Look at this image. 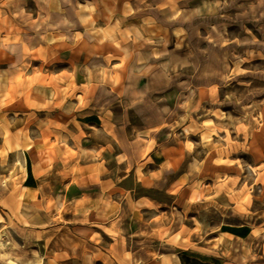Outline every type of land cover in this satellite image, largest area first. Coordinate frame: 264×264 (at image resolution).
Returning <instances> with one entry per match:
<instances>
[{"label": "rangeland", "instance_id": "obj_1", "mask_svg": "<svg viewBox=\"0 0 264 264\" xmlns=\"http://www.w3.org/2000/svg\"><path fill=\"white\" fill-rule=\"evenodd\" d=\"M130 2L135 8L136 0ZM245 2L249 0H241ZM204 3L205 0H191L188 9L182 3L177 6L195 12ZM18 6L34 16V0H18ZM117 9L119 15L113 17V23L123 14V0H118ZM237 17L236 11L220 10L207 17L210 26H204L205 17H194L199 45L216 53L218 60L213 62L212 69L220 76L195 84L189 110L176 108V97L183 103L189 93L184 90L181 94V89L175 88L168 97L174 115L155 123L134 118L135 132L123 124L126 106L121 101L109 105L104 112V104L96 102L98 89L85 97L82 87L86 81L79 69L89 59L111 68L110 79L116 83L110 90L119 97L128 87L129 73H133V80L137 78V54L143 57L155 50L181 59L187 55L192 37L178 38L175 32L179 24L154 26L148 29L152 33L148 35L141 30L145 17L137 14L123 20L121 31L141 30L144 37L121 43L131 53L128 60L114 46L98 41L81 42L75 47L59 43L49 47L42 43L38 47L46 49L43 55L33 52L25 57L29 68L19 79L37 80L32 88L49 97L55 94L53 104L57 106L29 108V101H44L35 92L19 99L9 93L11 102L0 116L10 120L14 113H19L25 123L8 128L7 133L0 129V149L8 147L4 136H14L20 127L30 133L29 139L36 140L33 133L41 139L23 153L22 180L16 168V151L9 152L6 161H0V176L12 177L11 188L23 196L19 201L21 212L22 205L29 202L28 193L34 194V201L47 198L49 204L62 202V210L52 209L59 221L49 226L39 241L27 246L29 258L32 251H38L44 264H264V19L241 21ZM97 24L106 26L103 20ZM149 39L154 43L144 42ZM108 57H114L111 63ZM168 58L163 57L158 63ZM14 62L15 57L0 51V66ZM237 67L243 71L237 72ZM223 77L229 78L227 82ZM138 79L139 86L144 87L147 79ZM213 84L215 94L211 91ZM81 99L87 103L69 115L66 109L79 104ZM252 106L258 107L253 110ZM108 114L111 123L117 129L124 128L127 134L121 143L105 141L93 131L103 132ZM185 116L190 119H183ZM233 121H240L245 132L238 133L231 126ZM49 122L66 126L67 130L55 128L49 134L44 127ZM61 138H66L67 143V148L60 147L65 159L69 150L72 153L67 166L57 158ZM120 139L118 134L117 140ZM137 139L141 142L139 147ZM12 143L10 139L9 144ZM188 143L195 145L191 153L186 148ZM81 150L100 152V158L80 155ZM120 155H128L133 160L131 166L129 161L117 164L116 157ZM42 158L52 159V170L47 177L41 175L37 179L35 165ZM217 160L222 162L215 163ZM237 160L240 165L226 163ZM27 162L34 180L32 186L25 185ZM196 162L202 167L193 175L190 165ZM165 164L172 167L162 169ZM14 181L19 182L18 188ZM0 215L7 220L10 209L0 205ZM46 215L41 210L40 216ZM43 222L47 223V219ZM225 226L248 227L249 233L240 237L225 231ZM165 230L167 236L161 242ZM13 238L25 244V237L20 234L14 232ZM124 253H129L132 260H126Z\"/></svg>", "mask_w": 264, "mask_h": 264}, {"label": "clouds", "instance_id": "obj_2", "mask_svg": "<svg viewBox=\"0 0 264 264\" xmlns=\"http://www.w3.org/2000/svg\"><path fill=\"white\" fill-rule=\"evenodd\" d=\"M34 3L36 9L33 16L18 6V0H0V51L15 57L14 63H10L6 67L0 66V113L11 102L9 93L14 94L19 99L20 97L28 96L30 92H35L44 101V103L29 101V108L57 106L53 104L55 94L49 97L38 89L32 88V85L38 82L37 80L19 79L20 76L27 73L29 68V65L24 63L25 57H30L33 52H39L42 55L45 53V48L38 47L42 43L49 47L58 43L75 47L81 42L92 43L98 41L101 45L107 43L114 46L128 60L131 59V53L127 47H121V43H126L136 37L144 40V37L140 35L141 30L151 35L152 33L148 29L154 26L172 27L179 24L180 26L176 28V36L178 38L189 35L192 37L191 49L183 59L172 56L167 52H156L155 50L143 57L137 54L135 62L140 65L135 70L137 78L133 80V73H129L130 82L128 87L119 97L114 96L110 90L116 83L115 80L110 79L111 68H103L89 59L79 69L86 81V84L82 87L85 97L88 96L90 91L98 89L96 102L98 105L104 104L102 109L104 112L107 111L109 105L121 101L126 106L123 124L125 127H132L133 132H135V126L132 124L134 118L139 119L143 123H155L174 115V111L169 106L168 97L175 88H180L181 94L184 90L189 93L187 97L183 98V103L179 102L180 97H176V108L189 110L191 101L195 96V84L210 82L211 77L220 76V73L212 69L213 62L218 60L216 53L212 48H201L199 45L200 34L197 31L198 25L194 21V17H205L204 26H210L207 17L215 16L220 10L225 12L228 10L236 11L238 13L237 18L241 21L253 19L259 21L264 19V0H249V2L245 3H241V0H205L203 8H197L195 12L183 11L177 6L182 3L183 8L188 9L191 5V0H165V2H161V0H136L135 8H133L130 0H123V14L120 20L115 23H113V17L119 15L117 9L118 0H85L84 3H81L80 0H34ZM137 14L145 17L142 29H133L132 32L128 30L121 31V22L128 17L137 16ZM99 20H103L106 26H98L97 21ZM186 28L187 31L185 30ZM6 32L7 35H4ZM144 42L147 44L154 43L150 39ZM211 42L217 43V41ZM177 47L179 48L180 45L178 44ZM163 57L169 58L164 63H158ZM107 59L111 63L114 57H108ZM149 61L154 62L149 63ZM236 71L241 72L243 70L237 67ZM139 77L147 79V83L142 88L139 86ZM228 79V77H223L224 82H227ZM61 91H64L66 95L70 94L66 90ZM211 91L215 94V84L212 85ZM86 103V99H81L79 104L71 105L66 111L70 115L73 111L84 107ZM252 107L254 110L258 106ZM183 119H190V116H185ZM247 119L248 117H245V120ZM118 122L120 121L118 120ZM24 123L25 121L20 117L19 113H14L10 120L0 116V129L5 133H7L8 128L23 125ZM193 124L195 125V122ZM238 124L240 126L237 128L236 125ZM231 126L238 133L245 132L240 121H233ZM44 127L49 129V134H52L51 129L55 128L67 130L66 126L56 125L52 122L44 125ZM93 131L97 137L105 141L114 140L117 143H121L127 138L124 128L117 129L111 123V114H108L103 132L98 129H93ZM118 134L121 137L120 140H117ZM31 135H36L35 141L29 139L30 133L20 127L14 136L11 133L4 136L5 144L8 147L0 149V161H6L9 152H17L16 168L19 169L21 180L24 178L23 153L32 144L39 143L41 139L40 135L35 133ZM10 139L14 143L9 144ZM245 140H247V135H245ZM135 143L139 147L141 142L137 139ZM229 144H231V141H229ZM61 146L67 148L66 138H61L58 142L57 158L63 160L67 166L68 160L72 159V153L69 150L68 157L65 159L63 152L60 151ZM151 146L149 145V147ZM186 148L191 153L195 145L188 143ZM228 150L224 149V151ZM80 155L91 156L94 159L100 158V152L96 151L85 153L81 150ZM116 161L117 164L129 161L130 166L133 162L128 155L117 156ZM221 162L217 160L215 163ZM226 163L240 165L238 160L226 161ZM41 165H44L42 170ZM0 167H3V164H0ZM170 167L172 165L165 164L162 169ZM190 167L192 168V174L195 175L198 174L202 165L196 162ZM35 170L37 179L41 175L47 177L52 170V159L42 158L41 163L35 165ZM241 170H243V167H241ZM187 179L186 177L185 180L187 181ZM10 180H12V177L0 176V205L10 209V215H8L7 220H5L3 215H0V264H44L43 257L38 251H32V258H29V250H26V248L28 245L39 241L49 226H54L59 221V216L52 215V209L55 208L56 211L62 210V202L59 205L57 201H52L49 204L47 198L42 201H34V194L28 193L27 189H23L22 192L28 193L29 202L22 205L24 211L21 212L19 201L23 199V196L17 193L16 188H11ZM14 183L17 184L18 188L19 182L14 181ZM196 187H200V185H196ZM41 194L43 193L41 192ZM197 198L201 199L202 197ZM41 210L47 214L46 217L40 216ZM45 218L47 223L43 222ZM14 232L25 237L24 245L13 238ZM256 235H260V233L257 232ZM29 236L34 237V239H27ZM166 236L167 231L165 230L160 237L161 242H164ZM178 238L173 237L172 239ZM124 258L129 261L132 260L129 253H124Z\"/></svg>", "mask_w": 264, "mask_h": 264}, {"label": "trees", "instance_id": "obj_3", "mask_svg": "<svg viewBox=\"0 0 264 264\" xmlns=\"http://www.w3.org/2000/svg\"><path fill=\"white\" fill-rule=\"evenodd\" d=\"M27 170H28V176L27 179L25 181V185L27 186H32L34 185V180L32 178L31 172H30V166H29V162H27ZM31 181V182H30ZM223 229L225 231H229L231 233H233L234 235L240 236V237H245L248 233H249V228L248 227H223Z\"/></svg>", "mask_w": 264, "mask_h": 264}, {"label": "crops", "instance_id": "obj_4", "mask_svg": "<svg viewBox=\"0 0 264 264\" xmlns=\"http://www.w3.org/2000/svg\"><path fill=\"white\" fill-rule=\"evenodd\" d=\"M179 259H180V258L178 257V261H179ZM179 262H180V264H182V262H181V261H179Z\"/></svg>", "mask_w": 264, "mask_h": 264}]
</instances>
